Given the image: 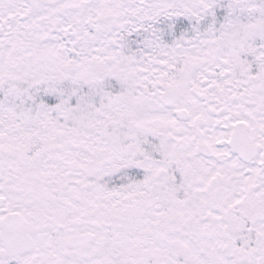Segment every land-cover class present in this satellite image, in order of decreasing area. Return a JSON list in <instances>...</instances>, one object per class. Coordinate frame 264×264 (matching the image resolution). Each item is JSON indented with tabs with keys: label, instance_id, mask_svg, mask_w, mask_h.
<instances>
[{
	"label": "snow or ice",
	"instance_id": "snow-or-ice-1",
	"mask_svg": "<svg viewBox=\"0 0 264 264\" xmlns=\"http://www.w3.org/2000/svg\"><path fill=\"white\" fill-rule=\"evenodd\" d=\"M0 264H264V0H0Z\"/></svg>",
	"mask_w": 264,
	"mask_h": 264
}]
</instances>
